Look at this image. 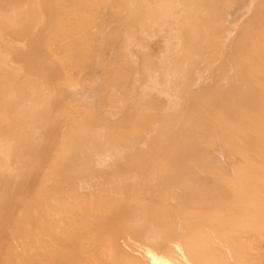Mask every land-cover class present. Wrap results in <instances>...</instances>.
Here are the masks:
<instances>
[{"label":"bare ground","instance_id":"bare-ground-1","mask_svg":"<svg viewBox=\"0 0 264 264\" xmlns=\"http://www.w3.org/2000/svg\"><path fill=\"white\" fill-rule=\"evenodd\" d=\"M0 264H264V0H0Z\"/></svg>","mask_w":264,"mask_h":264},{"label":"rangeland","instance_id":"rangeland-1","mask_svg":"<svg viewBox=\"0 0 264 264\" xmlns=\"http://www.w3.org/2000/svg\"><path fill=\"white\" fill-rule=\"evenodd\" d=\"M5 37L7 38V39H9V40H13L15 43H17V44H22V42L21 41H19V40H16V38L13 36V35H9V34H7V35H5ZM81 191H91V190H94V189H97L96 187H94L92 184H88L87 186H84V187H80L79 188ZM21 239H17V241H16V246H17V248H18V250H21V248H22V246H21Z\"/></svg>","mask_w":264,"mask_h":264}]
</instances>
